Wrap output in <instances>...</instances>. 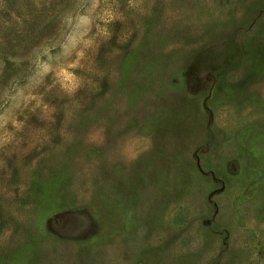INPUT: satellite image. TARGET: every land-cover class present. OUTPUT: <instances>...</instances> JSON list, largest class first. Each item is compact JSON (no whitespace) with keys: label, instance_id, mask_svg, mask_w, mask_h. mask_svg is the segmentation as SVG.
<instances>
[{"label":"rangeland","instance_id":"rangeland-1","mask_svg":"<svg viewBox=\"0 0 264 264\" xmlns=\"http://www.w3.org/2000/svg\"><path fill=\"white\" fill-rule=\"evenodd\" d=\"M16 57L0 264H264V0H71Z\"/></svg>","mask_w":264,"mask_h":264},{"label":"trees","instance_id":"trees-1","mask_svg":"<svg viewBox=\"0 0 264 264\" xmlns=\"http://www.w3.org/2000/svg\"><path fill=\"white\" fill-rule=\"evenodd\" d=\"M14 1L0 0V16L5 17L4 21L15 24L5 28L8 31L14 29L13 36L0 32V89L4 88L2 93L27 76V68L19 65L16 60L20 49L27 48L34 40L53 30L62 9L71 0H33L31 4L27 1L31 5L27 8V13L14 10L11 7Z\"/></svg>","mask_w":264,"mask_h":264}]
</instances>
